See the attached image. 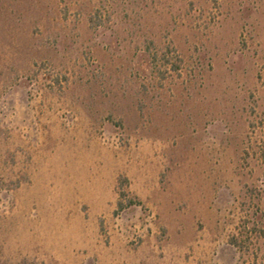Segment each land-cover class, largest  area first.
I'll return each mask as SVG.
<instances>
[{"label": "rangeland", "instance_id": "374dc122", "mask_svg": "<svg viewBox=\"0 0 264 264\" xmlns=\"http://www.w3.org/2000/svg\"><path fill=\"white\" fill-rule=\"evenodd\" d=\"M0 264H264V0H0Z\"/></svg>", "mask_w": 264, "mask_h": 264}, {"label": "trees", "instance_id": "16d2710c", "mask_svg": "<svg viewBox=\"0 0 264 264\" xmlns=\"http://www.w3.org/2000/svg\"><path fill=\"white\" fill-rule=\"evenodd\" d=\"M122 194L125 196V193H122ZM119 206H120L121 209L123 208L122 202L119 203ZM235 244H236V242H235Z\"/></svg>", "mask_w": 264, "mask_h": 264}]
</instances>
